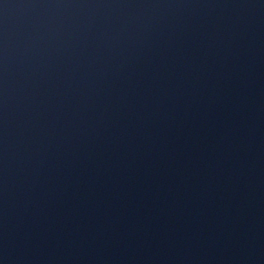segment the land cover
Instances as JSON below:
<instances>
[{
  "label": "water",
  "instance_id": "95a60500",
  "mask_svg": "<svg viewBox=\"0 0 264 264\" xmlns=\"http://www.w3.org/2000/svg\"><path fill=\"white\" fill-rule=\"evenodd\" d=\"M0 215L38 264H264V0H0Z\"/></svg>",
  "mask_w": 264,
  "mask_h": 264
}]
</instances>
